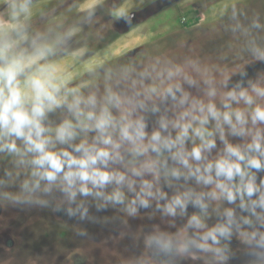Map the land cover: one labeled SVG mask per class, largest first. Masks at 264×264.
Here are the masks:
<instances>
[{"label":"clouds","instance_id":"obj_1","mask_svg":"<svg viewBox=\"0 0 264 264\" xmlns=\"http://www.w3.org/2000/svg\"><path fill=\"white\" fill-rule=\"evenodd\" d=\"M31 16L32 0H10L9 22L0 25V154L16 170L0 178V195L45 203L37 194L59 193L67 214L81 218V197L99 201L98 210L122 205L130 216L154 201L164 216L186 218L179 228L173 220L174 232L146 237L158 253L196 249L223 261L222 241L239 236L264 262V84L229 87L226 78L218 86L179 66L124 68L102 87L73 82L55 60L73 32H30ZM251 51L264 61V49ZM21 170L20 192L2 191ZM189 206L198 211L189 215Z\"/></svg>","mask_w":264,"mask_h":264},{"label":"rangeland","instance_id":"obj_2","mask_svg":"<svg viewBox=\"0 0 264 264\" xmlns=\"http://www.w3.org/2000/svg\"><path fill=\"white\" fill-rule=\"evenodd\" d=\"M9 3L0 0V25L9 22ZM27 24L33 33L73 32L55 58L73 82L102 87L107 74L124 68L139 72L179 66L198 81L212 77L218 86L226 78L229 87L249 80L264 84V61L251 51L253 44L264 49V0H32ZM89 63L92 72L86 68ZM50 118L58 122L57 116ZM5 171L16 170L0 154V178L8 180ZM261 176L264 171L257 174V182ZM24 178L21 170L19 179L2 191L19 193ZM189 184L195 186L194 181ZM37 195L45 203L15 202L0 195V264H264L254 255V246L239 236L222 241L221 246L227 245L223 261L196 249L184 255L158 253L146 237L156 228L174 232L173 220L179 228L186 218L164 216L154 201L130 216L122 205L98 210L99 201L81 197L88 209L81 218L79 212L67 214L59 193ZM187 211L191 215L198 210L189 206ZM217 219L213 214L207 223L212 226Z\"/></svg>","mask_w":264,"mask_h":264}]
</instances>
